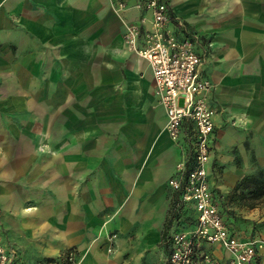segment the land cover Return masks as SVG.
Here are the masks:
<instances>
[{"label": "crops", "instance_id": "crops-1", "mask_svg": "<svg viewBox=\"0 0 264 264\" xmlns=\"http://www.w3.org/2000/svg\"><path fill=\"white\" fill-rule=\"evenodd\" d=\"M116 1L0 0V243L13 264L25 261L18 237L41 258L74 249V264H166L177 218L187 211L196 224L193 204L168 183L193 125L169 136L151 67L122 39L123 21L145 11ZM167 3L175 35L192 40L212 84L207 171L219 201L221 188L264 169V0ZM258 212L230 230L264 238V202Z\"/></svg>", "mask_w": 264, "mask_h": 264}, {"label": "built area", "instance_id": "built-area-1", "mask_svg": "<svg viewBox=\"0 0 264 264\" xmlns=\"http://www.w3.org/2000/svg\"><path fill=\"white\" fill-rule=\"evenodd\" d=\"M115 4L119 10L133 7L145 11L136 22L123 21L122 39L127 51L145 59L151 67L154 92L165 110V128L169 136L178 141L184 120L193 125L189 150L175 163L177 174L168 180L179 192L181 200L191 202L197 213L196 224L187 236L185 246L190 252L193 244L216 243L225 250L227 257L218 262L206 252L204 260L207 262L257 264L255 240L240 238L230 230L217 195L209 184L207 162L215 114L208 103L212 84L199 75L201 57L194 51L192 40L175 35L169 23L167 0H137L131 5L126 0H117ZM176 24L183 26L178 20ZM174 241L171 259L177 264H185L190 259L189 252L180 250L177 236ZM0 264H12L11 255L1 243Z\"/></svg>", "mask_w": 264, "mask_h": 264}, {"label": "rangeland", "instance_id": "rangeland-1", "mask_svg": "<svg viewBox=\"0 0 264 264\" xmlns=\"http://www.w3.org/2000/svg\"><path fill=\"white\" fill-rule=\"evenodd\" d=\"M213 179L215 180L216 183H221L219 180V176L214 172L213 170ZM249 189H251L250 185L246 186H239L238 188H232L231 191H228L227 193L221 188V195L222 198H220L219 201V206L220 209H222V214L227 222V224L234 225L236 222H243L246 221L248 217L247 215L248 211L252 207H258L259 209V216L261 217V205L264 202V196L263 195H253L250 194ZM180 205L176 204L175 205V213L179 212V207ZM181 211V210H180ZM184 216L179 217L176 220V223L174 224V229L169 233L167 237V243H168V253L166 257V264H177L171 259V253L173 249L172 243L175 242L174 238L177 236L179 238V243L177 246L180 248V250L185 253L189 252L188 249L189 247L185 246L187 236L191 234V231L194 229L192 226V223L189 222V219L191 218V215H186L187 211L183 212ZM263 220L259 223L261 225ZM18 237V236H15ZM253 239V237H252ZM19 241V244H21V250H22V257L25 261H21L20 258L17 256V253L14 251V254L18 257V264H34L36 262H45V261H50L53 262V264H74L76 260V251L74 249H69L64 251L61 256L59 255L58 257L55 258H46V257H36L38 255H35L36 252L34 251V244L30 242L27 239L20 238L18 237L16 239ZM255 240L257 246H258V251L260 253V258L262 259L263 254H262V247L264 245V238H258V239H253ZM194 248H191V251L189 252V261L186 262L185 264H216V263H210L204 260V254L206 253V248L202 245V243L199 244H193ZM12 258V264H13V256ZM58 258V260H57ZM181 264V263H180Z\"/></svg>", "mask_w": 264, "mask_h": 264}, {"label": "trees", "instance_id": "trees-1", "mask_svg": "<svg viewBox=\"0 0 264 264\" xmlns=\"http://www.w3.org/2000/svg\"><path fill=\"white\" fill-rule=\"evenodd\" d=\"M246 185L251 186V189H249L250 194L264 196V169L259 168L255 173L245 174L234 187L238 188ZM220 210L222 211V209Z\"/></svg>", "mask_w": 264, "mask_h": 264}]
</instances>
